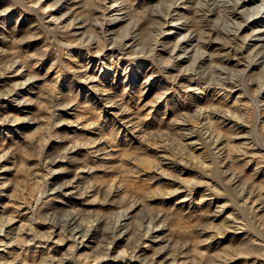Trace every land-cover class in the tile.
<instances>
[{
  "label": "rangeland",
  "instance_id": "rangeland-1",
  "mask_svg": "<svg viewBox=\"0 0 264 264\" xmlns=\"http://www.w3.org/2000/svg\"><path fill=\"white\" fill-rule=\"evenodd\" d=\"M216 3L0 0V264H264V46Z\"/></svg>",
  "mask_w": 264,
  "mask_h": 264
},
{
  "label": "bare ground",
  "instance_id": "bare-ground-1",
  "mask_svg": "<svg viewBox=\"0 0 264 264\" xmlns=\"http://www.w3.org/2000/svg\"><path fill=\"white\" fill-rule=\"evenodd\" d=\"M217 3H218V6H220L223 9V12H225L224 16H222V18H221L220 23L224 28H229V30H227V34L230 33L231 38H238L239 37L238 39H240V40L243 39L242 43L245 44V46H251L252 48L257 47V46H264V0H217ZM108 12L110 13L109 15L112 17V19H114V20L121 21L124 18L123 7L118 5V4H115V1H113L109 4ZM169 17H171V16H169ZM171 22L166 23V28L164 29V39H170L171 35L174 32V29H179V26L176 27L177 25L175 26V24H173ZM224 31L222 33H224ZM239 43H238V45H239ZM228 51H229V49H228ZM232 61L235 64V66L243 65V55L241 53L234 55L232 57ZM233 91H235V90H233ZM102 94L103 93H101L100 95H102ZM106 102L107 101L105 99V104L103 106L105 107V109L107 111H109L113 108V105L111 103H106ZM237 138L241 140L244 137L239 136ZM187 144L189 146L195 148V149L199 148L196 146V141L193 140L190 136L187 137ZM162 159L164 160L165 165L166 164L170 165L169 164L170 162L167 160L168 158L163 157ZM61 189H63L65 191V193H69L72 191V185L66 183L61 187ZM126 219H127V217L123 216L122 214H119L118 218L116 219V221L114 223V225H115L114 227L116 228V230L118 232L117 240L121 241V242L125 241L128 237V230H127L128 227H127ZM159 230L160 229L158 227H156L154 229L147 230L148 233L145 235V237H147V239H145V242H149L151 244L158 243L159 242L158 240L161 239V231H159ZM72 235H73V238L75 240V243L77 245L76 247L78 250L87 251L90 249V241L86 238L85 234H81L79 230H75L72 232ZM148 245L149 244H146V245H144L143 248L139 249L140 255L145 254V249L147 248ZM120 255L121 254H117V257L118 256L120 257ZM149 259H150L149 260L150 264H176L173 261H168L167 257H163L161 259H159L158 257H151ZM180 263H178V264H180Z\"/></svg>",
  "mask_w": 264,
  "mask_h": 264
}]
</instances>
